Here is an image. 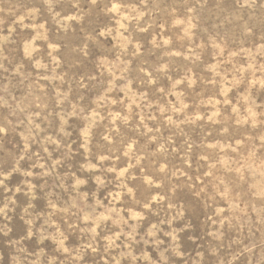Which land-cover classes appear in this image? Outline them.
I'll use <instances>...</instances> for the list:
<instances>
[{"label":"rangeland","instance_id":"374dc122","mask_svg":"<svg viewBox=\"0 0 264 264\" xmlns=\"http://www.w3.org/2000/svg\"><path fill=\"white\" fill-rule=\"evenodd\" d=\"M0 264H264V0H0Z\"/></svg>","mask_w":264,"mask_h":264}]
</instances>
